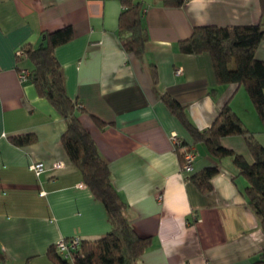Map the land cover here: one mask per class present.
Returning <instances> with one entry per match:
<instances>
[{"label": "crops", "instance_id": "0c3cea01", "mask_svg": "<svg viewBox=\"0 0 264 264\" xmlns=\"http://www.w3.org/2000/svg\"><path fill=\"white\" fill-rule=\"evenodd\" d=\"M134 1L145 6L141 55L126 52L118 38L121 0H0V264H53L47 250L57 241L74 234L93 240L110 230L103 205L61 145L64 120L31 81L18 79V67L31 64L17 62L16 51L67 25L73 38L55 49L65 90L84 109L79 119L109 163L132 228L150 239L142 264H253L264 248L245 177L230 158L219 161L198 143L192 173L220 167L211 190L201 193L181 170L171 138L192 139L162 101L169 94L184 105L199 130L228 103L264 146V123L244 87L217 85L207 53L178 48L195 26H264L259 0H189L180 7ZM256 56L264 60V40ZM94 117L107 124L99 127ZM26 133L35 140L11 142ZM221 144L251 163L244 136L222 137ZM36 162L44 166L40 174L29 168Z\"/></svg>", "mask_w": 264, "mask_h": 264}, {"label": "trees", "instance_id": "16d2710c", "mask_svg": "<svg viewBox=\"0 0 264 264\" xmlns=\"http://www.w3.org/2000/svg\"><path fill=\"white\" fill-rule=\"evenodd\" d=\"M189 0H159L166 7H180ZM122 8L118 16L117 34L123 49L128 53L141 55L148 42L144 22L143 3L134 0H121ZM264 12V0H259ZM36 47H22L24 56H16L17 62L27 59L31 67L28 81L37 93L45 98L65 122V130L60 142L69 161L77 167L82 181L93 196L103 205L110 230L93 240H83L72 250L71 257L59 254L55 244L47 250V257L53 264H142L141 255L150 245L149 238L136 234L128 218V205L114 188L109 163L99 151L93 137L82 125L79 115L84 111L77 100L71 99L65 90L63 72L55 55V49L73 38L72 27L67 25L54 31H43ZM264 40L262 24L233 26H195L189 37L178 43L184 54L207 53L212 61L217 85L237 83L244 87L247 95L264 123V60L256 56V50ZM21 68L18 67V71ZM211 93L216 92L213 87ZM162 101L179 121L192 139V143L179 138L181 146L175 148L181 165L184 154L198 143H203L210 155L217 160L230 158L237 168V174L247 180L244 194L251 211L264 232V146L253 135L240 116L226 103L220 109L211 125L199 130L191 121L186 107L169 94ZM99 127L107 123L94 117ZM242 135L251 156V163L240 154L224 147L221 138ZM13 144L23 146L35 140L32 133L13 135ZM220 170L212 165L192 173L187 179L195 184L201 193L211 190V179ZM4 260L0 251V262ZM253 264H264V248Z\"/></svg>", "mask_w": 264, "mask_h": 264}, {"label": "built area", "instance_id": "2783aa9c", "mask_svg": "<svg viewBox=\"0 0 264 264\" xmlns=\"http://www.w3.org/2000/svg\"><path fill=\"white\" fill-rule=\"evenodd\" d=\"M16 56H24L23 49H18L16 51ZM180 72V70H178ZM18 79L20 82L28 81V74L29 71L27 69L21 68L18 72ZM172 143L174 148L181 146V142L176 135L172 136ZM194 158V150L191 149L186 151L184 154L185 162L181 165V170L184 172H191L193 170L192 167V160ZM56 167H59V164H55ZM31 170H33L36 174H40L44 171V166L41 162L33 163L29 166ZM85 240L83 237L79 236L78 234H74L69 238H63L55 243V248L59 254H61L65 258L71 257L72 250L76 249L80 243Z\"/></svg>", "mask_w": 264, "mask_h": 264}]
</instances>
